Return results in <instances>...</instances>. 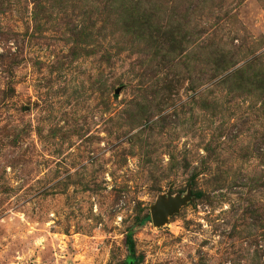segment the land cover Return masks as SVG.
<instances>
[{
	"label": "rangeland",
	"instance_id": "1",
	"mask_svg": "<svg viewBox=\"0 0 264 264\" xmlns=\"http://www.w3.org/2000/svg\"><path fill=\"white\" fill-rule=\"evenodd\" d=\"M128 263L264 264V0H0V264Z\"/></svg>",
	"mask_w": 264,
	"mask_h": 264
},
{
	"label": "water",
	"instance_id": "2",
	"mask_svg": "<svg viewBox=\"0 0 264 264\" xmlns=\"http://www.w3.org/2000/svg\"><path fill=\"white\" fill-rule=\"evenodd\" d=\"M180 199L167 198L166 201L159 199L151 208L149 218L152 223L159 224L165 220V214L172 213L178 206ZM131 264V263H128Z\"/></svg>",
	"mask_w": 264,
	"mask_h": 264
},
{
	"label": "trees",
	"instance_id": "3",
	"mask_svg": "<svg viewBox=\"0 0 264 264\" xmlns=\"http://www.w3.org/2000/svg\"><path fill=\"white\" fill-rule=\"evenodd\" d=\"M148 219V216H145L144 218H142L139 223H143L144 221H146Z\"/></svg>",
	"mask_w": 264,
	"mask_h": 264
}]
</instances>
